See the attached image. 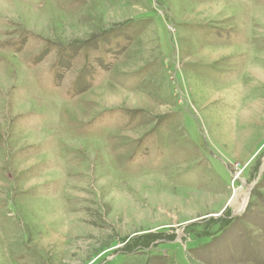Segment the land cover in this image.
<instances>
[{"label": "rangeland", "instance_id": "374dc122", "mask_svg": "<svg viewBox=\"0 0 264 264\" xmlns=\"http://www.w3.org/2000/svg\"><path fill=\"white\" fill-rule=\"evenodd\" d=\"M0 264H264V0H0Z\"/></svg>", "mask_w": 264, "mask_h": 264}]
</instances>
